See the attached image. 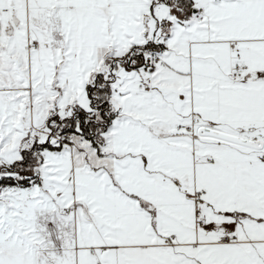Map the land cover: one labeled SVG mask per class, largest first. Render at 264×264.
Listing matches in <instances>:
<instances>
[{"label":"snow or ice","instance_id":"6c2138e0","mask_svg":"<svg viewBox=\"0 0 264 264\" xmlns=\"http://www.w3.org/2000/svg\"><path fill=\"white\" fill-rule=\"evenodd\" d=\"M0 264H264V0H0Z\"/></svg>","mask_w":264,"mask_h":264}]
</instances>
